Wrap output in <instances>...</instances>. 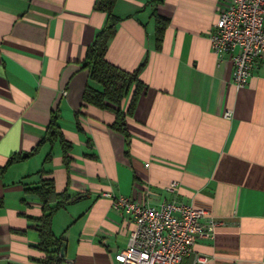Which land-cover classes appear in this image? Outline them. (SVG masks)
Here are the masks:
<instances>
[{"label": "crops", "instance_id": "obj_1", "mask_svg": "<svg viewBox=\"0 0 264 264\" xmlns=\"http://www.w3.org/2000/svg\"><path fill=\"white\" fill-rule=\"evenodd\" d=\"M95 4L0 0V264H44L43 205L26 190L50 178L49 204L63 205L53 218L65 239L60 264H118L133 223L106 194L143 200L147 191L218 222L185 264L197 255L208 264H264V55L237 90L231 61L217 58L209 40L224 0H117L122 20L106 59L128 73L144 64L127 147L111 112L83 107L86 87L99 88L83 62L107 20ZM154 9L169 20L160 48ZM57 110L73 146L68 167L59 143L33 154ZM65 191L68 201L56 197Z\"/></svg>", "mask_w": 264, "mask_h": 264}, {"label": "built area", "instance_id": "obj_2", "mask_svg": "<svg viewBox=\"0 0 264 264\" xmlns=\"http://www.w3.org/2000/svg\"><path fill=\"white\" fill-rule=\"evenodd\" d=\"M209 40L217 58L231 61L234 87L246 88L264 55V0H224ZM106 197L114 211L133 223L126 248L115 255L118 264H185L199 240L211 237L218 225L208 211L174 200L156 202L150 191L143 200L110 193ZM208 263L197 255L191 264Z\"/></svg>", "mask_w": 264, "mask_h": 264}, {"label": "trees", "instance_id": "obj_3", "mask_svg": "<svg viewBox=\"0 0 264 264\" xmlns=\"http://www.w3.org/2000/svg\"><path fill=\"white\" fill-rule=\"evenodd\" d=\"M116 1L96 0L94 6L95 10L106 14L107 20L103 29L96 35L92 45L88 48L83 62V68L88 70L90 80L99 85V88L90 85L86 87L83 95V107L91 105L111 112L115 117L111 129L121 133L124 136L126 146L129 147L130 135L127 129V118L133 114L138 99L145 89L139 78L144 64L138 70L128 73L113 66L106 59L109 42L115 36L118 24L122 20L114 14ZM154 1L158 2L159 0H152V3ZM152 15L156 23V47L160 48L169 20L161 16L157 9H154ZM132 87L134 88L131 92ZM128 98V105L124 107V103ZM80 114L81 112L75 114L79 130H81L78 122ZM59 120L60 116L57 110L53 112L46 133L33 150V154L38 153L41 147L46 144L59 143L62 151V162L65 167H68L72 161L71 149L73 146L63 134ZM38 174H43V171L38 172ZM26 191L36 194L43 205L42 217L39 219V226L37 227L40 239L38 249L46 256L43 263L60 264L65 239L54 234L53 218L63 205L58 204L52 207L49 204L51 195L55 194L54 181L51 178L43 179L38 186L28 188ZM56 197H63L66 201L69 200L66 191L61 195H56Z\"/></svg>", "mask_w": 264, "mask_h": 264}, {"label": "rangeland", "instance_id": "obj_4", "mask_svg": "<svg viewBox=\"0 0 264 264\" xmlns=\"http://www.w3.org/2000/svg\"><path fill=\"white\" fill-rule=\"evenodd\" d=\"M42 156H44V154H42ZM40 158H42V157H40Z\"/></svg>", "mask_w": 264, "mask_h": 264}, {"label": "water", "instance_id": "obj_5", "mask_svg": "<svg viewBox=\"0 0 264 264\" xmlns=\"http://www.w3.org/2000/svg\"><path fill=\"white\" fill-rule=\"evenodd\" d=\"M24 156H25V154H24Z\"/></svg>", "mask_w": 264, "mask_h": 264}]
</instances>
